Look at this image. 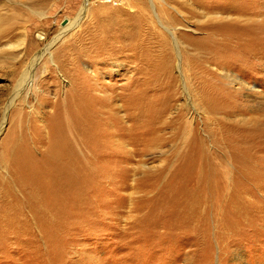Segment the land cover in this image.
<instances>
[{"label":"rangeland","instance_id":"1","mask_svg":"<svg viewBox=\"0 0 264 264\" xmlns=\"http://www.w3.org/2000/svg\"><path fill=\"white\" fill-rule=\"evenodd\" d=\"M84 1L0 0V264H264V0Z\"/></svg>","mask_w":264,"mask_h":264},{"label":"bare ground","instance_id":"2","mask_svg":"<svg viewBox=\"0 0 264 264\" xmlns=\"http://www.w3.org/2000/svg\"><path fill=\"white\" fill-rule=\"evenodd\" d=\"M150 2L152 4V7L154 8V2H153V0H150ZM89 3H90L89 0H85L84 1V3L82 4V6L80 8V11L77 14V16L75 18H73L68 24H66L63 27L62 31L54 38V40L51 42V44H49L48 47H46L45 50L47 51L48 54H50V56H52V51L50 49L53 47V45H54L55 42L63 39V37L68 32H70L71 30H75V29H77V28L80 27L82 20L87 16V13L90 10V4ZM128 5H130V4H128ZM155 15H156V13H155ZM127 28H128V25L126 23H122L121 26H120V28L119 27L118 28H112V29H109V30H106L105 29L101 34H99L97 36H93V41H89L88 44H89L90 48L94 49V51L97 53V55L98 54H100V55L113 54L114 52H117V51L123 53L128 47H130V46H132V45L135 44L133 42V39L137 35L136 32H134V34H130V32H128V31H131V30H128ZM170 31L172 32V30H170ZM113 40H115V41H113ZM116 41H121L122 43H121L120 47H118L116 49L115 48L114 49L112 48L113 51H114L113 52L112 50H109L108 47L111 46V45H113L114 42H116ZM175 43H176V45H178V42H177L176 38H175ZM77 49H81V48L78 46ZM36 61H37V58H36V60L34 62L30 63V65L26 68L25 72L23 73L22 77L20 78V79H22V81L19 84L20 90L18 88L19 92H17L15 94V96L16 95H19L22 92V90H26L30 86V82L32 80V70H33V67H34ZM76 80H78V78ZM76 83L77 84H76L75 88L78 91L77 100L79 102H81L82 104L87 105V106H90V105L92 106L94 102L102 101V98H100V97H96L95 96L94 99H91V98H89L86 95L85 92H83V91L79 92L80 91V86L79 85H81V82L80 81L79 82L77 81ZM97 88H98L97 85H95L94 87L93 86L90 87L91 91L92 90H97ZM92 94L93 93L91 92V95ZM121 94H122V92H120L118 94V96L121 95ZM131 94L133 95L134 98H136V96L138 97L139 96L138 89L135 88L131 92ZM116 97H117V94H116ZM115 99H116L115 97L109 99V100H111L112 103H110L108 100H106V103H104L105 106L113 104V101ZM131 104H134V103L131 102ZM65 113H66V111H65ZM101 115L102 114H100V116ZM110 116L111 115H109V114L106 113V114L102 115L101 117L102 118H106V117H110ZM66 126H67V124H66ZM7 223H8V220H7ZM10 224H11V218H10ZM8 229L9 228L4 229L5 231H3V232L0 233V237L2 238V240L5 241V242H7V243L11 240L10 239L11 238V231H8ZM0 251H2V249H0Z\"/></svg>","mask_w":264,"mask_h":264}]
</instances>
